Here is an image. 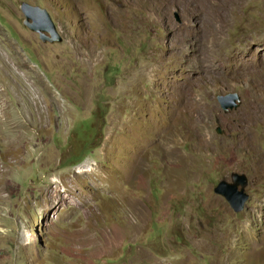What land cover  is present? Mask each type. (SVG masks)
Listing matches in <instances>:
<instances>
[{
	"label": "rangeland",
	"instance_id": "1",
	"mask_svg": "<svg viewBox=\"0 0 264 264\" xmlns=\"http://www.w3.org/2000/svg\"><path fill=\"white\" fill-rule=\"evenodd\" d=\"M0 89V264H264V0H0Z\"/></svg>",
	"mask_w": 264,
	"mask_h": 264
},
{
	"label": "water",
	"instance_id": "2",
	"mask_svg": "<svg viewBox=\"0 0 264 264\" xmlns=\"http://www.w3.org/2000/svg\"><path fill=\"white\" fill-rule=\"evenodd\" d=\"M21 10L25 15L24 24L30 29L39 32L40 38L44 41L61 42L63 37L58 32L57 27L50 14L45 8L33 6L29 3H23ZM32 20V21H30ZM218 101L225 112L236 108L240 103L237 93L219 95ZM217 132L222 133L221 128ZM232 181L223 179L215 188V193L225 197L236 212L242 211L250 197L246 192V186L249 182L245 174L233 173Z\"/></svg>",
	"mask_w": 264,
	"mask_h": 264
},
{
	"label": "bare ground",
	"instance_id": "3",
	"mask_svg": "<svg viewBox=\"0 0 264 264\" xmlns=\"http://www.w3.org/2000/svg\"><path fill=\"white\" fill-rule=\"evenodd\" d=\"M23 65H24V63H23ZM25 68V67H24ZM28 68V67H27ZM38 77V76H37ZM0 92H1V89H0ZM3 104H6L5 102H2ZM5 107H6V105H5ZM7 120V119H6Z\"/></svg>",
	"mask_w": 264,
	"mask_h": 264
},
{
	"label": "clouds",
	"instance_id": "4",
	"mask_svg": "<svg viewBox=\"0 0 264 264\" xmlns=\"http://www.w3.org/2000/svg\"><path fill=\"white\" fill-rule=\"evenodd\" d=\"M232 179V178H231ZM232 181V180H231ZM248 185V184H247ZM247 187V186H246ZM247 192V191H246ZM224 197V196H223ZM225 198V197H224ZM250 198V197H249ZM249 200V199H248ZM230 205V204H229Z\"/></svg>",
	"mask_w": 264,
	"mask_h": 264
}]
</instances>
